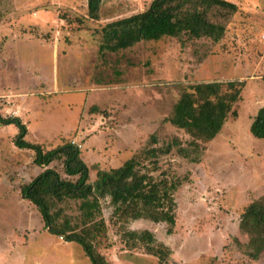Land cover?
Returning <instances> with one entry per match:
<instances>
[{
    "label": "rangeland",
    "instance_id": "rangeland-1",
    "mask_svg": "<svg viewBox=\"0 0 264 264\" xmlns=\"http://www.w3.org/2000/svg\"><path fill=\"white\" fill-rule=\"evenodd\" d=\"M150 1L103 0L100 18L91 20L86 0H0V114L19 118L25 140L45 150L76 144L94 182L99 170L147 148L153 134L158 146L173 137L189 140L166 122L189 86L243 82L236 116L204 144L200 163L158 159L154 177L187 178L174 193L173 233L146 220L123 227L150 231L171 251L165 264H263L262 257L246 256L239 217L264 194V139L249 132L264 106V0H227L238 12L216 43L164 38L101 51V28ZM17 133L13 125L0 126V264H90L77 244L48 234L36 208L21 198V186L44 168L32 163L30 150L15 146ZM59 166L49 167L62 173ZM101 205L106 234L97 250L109 264H161L128 250L112 224V207L107 200Z\"/></svg>",
    "mask_w": 264,
    "mask_h": 264
},
{
    "label": "trees",
    "instance_id": "trees-1",
    "mask_svg": "<svg viewBox=\"0 0 264 264\" xmlns=\"http://www.w3.org/2000/svg\"><path fill=\"white\" fill-rule=\"evenodd\" d=\"M103 0H86L87 17L100 18ZM238 6L227 0H151L139 13L108 22L101 28V51L118 53L141 42L164 38L185 41L209 39L216 43L225 35ZM243 82L197 83L188 87L173 106L166 122L181 130L189 140L173 137L158 146L151 135L148 147L134 153L120 166L98 171L90 182V169L81 158L79 147L66 141L45 150L40 144L25 140L27 129L19 118L3 117L0 126L18 129L14 144L33 153L32 163L44 168L20 188V196L38 211L45 231L66 243L77 244L90 264H109L97 250L106 234L102 201L112 207L111 221L120 229L123 245L140 251L165 264L171 251L148 230H129L127 224L146 220L165 224L171 235L176 222L174 193L187 178L161 172L160 157H179L200 163L204 144L213 141L229 116H236L235 104L241 98ZM251 136L264 139V106L259 108L249 126ZM60 164L61 172L50 168ZM149 166H152L150 168ZM74 205V209L71 207ZM239 229L248 236L243 246L246 256L264 264V194L243 207Z\"/></svg>",
    "mask_w": 264,
    "mask_h": 264
},
{
    "label": "bare ground",
    "instance_id": "bare-ground-1",
    "mask_svg": "<svg viewBox=\"0 0 264 264\" xmlns=\"http://www.w3.org/2000/svg\"><path fill=\"white\" fill-rule=\"evenodd\" d=\"M262 38H264V36H263ZM59 238H60V237H59Z\"/></svg>",
    "mask_w": 264,
    "mask_h": 264
}]
</instances>
